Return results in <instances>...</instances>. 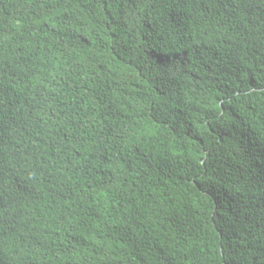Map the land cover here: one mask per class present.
I'll use <instances>...</instances> for the list:
<instances>
[{
    "label": "trees",
    "instance_id": "trees-1",
    "mask_svg": "<svg viewBox=\"0 0 264 264\" xmlns=\"http://www.w3.org/2000/svg\"><path fill=\"white\" fill-rule=\"evenodd\" d=\"M0 264H264V0H0Z\"/></svg>",
    "mask_w": 264,
    "mask_h": 264
}]
</instances>
